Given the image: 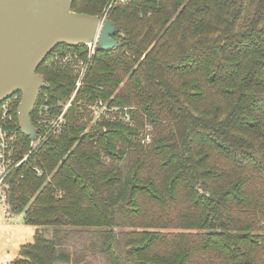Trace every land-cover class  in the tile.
Masks as SVG:
<instances>
[{"label": "trees", "instance_id": "16d2710c", "mask_svg": "<svg viewBox=\"0 0 264 264\" xmlns=\"http://www.w3.org/2000/svg\"><path fill=\"white\" fill-rule=\"evenodd\" d=\"M112 1L73 6L107 13L118 47L96 50L60 134L37 122L62 114L75 77L48 62L87 47L38 69L41 140L9 202L45 230L10 264H264V0Z\"/></svg>", "mask_w": 264, "mask_h": 264}, {"label": "water", "instance_id": "95a60500", "mask_svg": "<svg viewBox=\"0 0 264 264\" xmlns=\"http://www.w3.org/2000/svg\"><path fill=\"white\" fill-rule=\"evenodd\" d=\"M76 0H0V104L17 93L21 132L39 140L31 115L40 92L47 87L38 74L47 57L60 45L70 48L97 42L103 51L118 47L116 27L100 17L73 11Z\"/></svg>", "mask_w": 264, "mask_h": 264}, {"label": "built area", "instance_id": "2783aa9c", "mask_svg": "<svg viewBox=\"0 0 264 264\" xmlns=\"http://www.w3.org/2000/svg\"><path fill=\"white\" fill-rule=\"evenodd\" d=\"M128 0H113L110 8L116 4H126ZM101 27L107 20V13L100 17ZM87 55L83 56L77 52H67L64 55L54 54L53 58L48 62L49 67H59L68 69L75 77L76 90L71 100L65 105L62 114L48 124L46 116H48V107L41 109L40 115L42 119H38V125L44 128H50L54 133H62L63 124L65 123L64 116L71 107L74 98L79 89L83 86L85 78L90 70L92 58L98 49L97 42L86 45ZM52 54V53H51ZM22 101V94L17 93L0 104V213L3 215L11 214V205L9 202L10 179L19 171L24 164L29 161L34 150L37 148L41 138L37 142L31 141V146L27 152L22 150V142L20 141L17 123L18 107ZM108 110L103 102H99L91 109L96 120L100 119L101 115ZM119 119L125 123H130L132 120L128 109L119 110ZM51 126V127H50ZM36 127V126H35ZM37 129V128H36ZM151 126H147L144 143L151 142ZM38 132V130H37ZM48 132V131H47ZM39 135V134H38ZM39 175H42L41 170H37Z\"/></svg>", "mask_w": 264, "mask_h": 264}, {"label": "rangeland", "instance_id": "374dc122", "mask_svg": "<svg viewBox=\"0 0 264 264\" xmlns=\"http://www.w3.org/2000/svg\"><path fill=\"white\" fill-rule=\"evenodd\" d=\"M92 112V111H91ZM89 111L91 117L86 120V132L95 125L96 118ZM94 123V124H93ZM45 230L25 223L23 214L3 215L0 213V264H10L19 257L20 247L32 243L37 231Z\"/></svg>", "mask_w": 264, "mask_h": 264}, {"label": "crops", "instance_id": "0c3cea01", "mask_svg": "<svg viewBox=\"0 0 264 264\" xmlns=\"http://www.w3.org/2000/svg\"><path fill=\"white\" fill-rule=\"evenodd\" d=\"M23 246V245H22ZM21 248V247H20Z\"/></svg>", "mask_w": 264, "mask_h": 264}]
</instances>
